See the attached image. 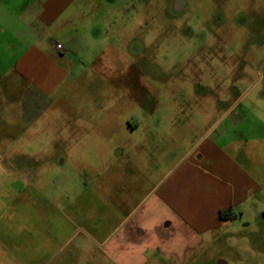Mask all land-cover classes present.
Instances as JSON below:
<instances>
[{
    "label": "rangeland",
    "instance_id": "374dc122",
    "mask_svg": "<svg viewBox=\"0 0 264 264\" xmlns=\"http://www.w3.org/2000/svg\"><path fill=\"white\" fill-rule=\"evenodd\" d=\"M92 1L55 89L25 105L29 81L0 79V264H121L105 241L148 192L133 182L172 144L185 154L222 108L264 106V0ZM255 114L238 155L257 186L236 218L193 249L157 241L142 264H264Z\"/></svg>",
    "mask_w": 264,
    "mask_h": 264
},
{
    "label": "crops",
    "instance_id": "0c3cea01",
    "mask_svg": "<svg viewBox=\"0 0 264 264\" xmlns=\"http://www.w3.org/2000/svg\"><path fill=\"white\" fill-rule=\"evenodd\" d=\"M92 5V0H0V79L29 81L25 105L45 97L70 73L74 57L70 45ZM67 30L73 38L63 36ZM262 105L248 102L222 108L217 121L185 154L176 159L172 144L159 167L151 174L142 173L134 187L148 192L140 206L123 218L120 236L105 241L108 254L122 257L121 264H142L138 255L157 241L193 249L204 235L221 229L225 219H234L222 218V210L230 209L236 218L257 186L238 153L241 147L251 149L245 141L252 136V127L261 124L257 121L263 122L255 114L256 109L264 111ZM150 140L146 135L142 143ZM122 158L126 164L132 159L126 153Z\"/></svg>",
    "mask_w": 264,
    "mask_h": 264
},
{
    "label": "trees",
    "instance_id": "16d2710c",
    "mask_svg": "<svg viewBox=\"0 0 264 264\" xmlns=\"http://www.w3.org/2000/svg\"><path fill=\"white\" fill-rule=\"evenodd\" d=\"M220 215L222 218H235V215L230 214V209L222 210Z\"/></svg>",
    "mask_w": 264,
    "mask_h": 264
},
{
    "label": "built area",
    "instance_id": "2783aa9c",
    "mask_svg": "<svg viewBox=\"0 0 264 264\" xmlns=\"http://www.w3.org/2000/svg\"><path fill=\"white\" fill-rule=\"evenodd\" d=\"M56 46H57L58 49H63V44L62 43H57Z\"/></svg>",
    "mask_w": 264,
    "mask_h": 264
}]
</instances>
